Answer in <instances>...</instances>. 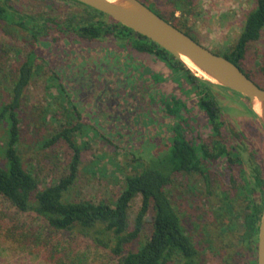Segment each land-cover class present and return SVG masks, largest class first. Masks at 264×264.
I'll return each mask as SVG.
<instances>
[{
    "label": "rangeland",
    "instance_id": "1",
    "mask_svg": "<svg viewBox=\"0 0 264 264\" xmlns=\"http://www.w3.org/2000/svg\"><path fill=\"white\" fill-rule=\"evenodd\" d=\"M2 1L11 6L17 16L20 13L43 15L56 23L70 19V24L77 25L90 19L89 14H94L95 19H104L91 8L73 0ZM145 1L158 10L172 9L168 0ZM196 5V13L186 15L190 25L187 29H194L202 43L215 52L222 53L237 42L246 16L255 8L256 0H197ZM181 12L179 10L178 14ZM56 23L50 25L46 35L37 40L30 31L17 23L0 20V108L3 103L11 99L15 74L21 62L31 52H35L36 55L34 75L20 111L19 151L25 167L37 176L41 187L53 184L67 175L72 160V150L66 142L60 141L52 146L45 144L46 138L59 128L60 122L54 121L50 115L45 117L43 109L51 104L54 109L62 104L68 105V98L73 103L69 104L71 108L76 105L64 85L63 78L70 72L71 61L78 53L80 55L77 58L85 59L89 56L87 52L95 51L99 54V48L102 47L96 44L92 47L85 43L79 44L80 36L75 31H69L71 28L58 26ZM262 64H264V31L261 39L251 45L244 67L251 72H259ZM257 79L263 80L264 76H258ZM61 85L65 88L63 96L58 89ZM229 90L218 93L226 109L224 118L227 126L224 128V137L226 136L231 149L236 148L242 152V159L234 165H221L218 169L212 170L207 184L197 173L181 174L174 175L173 182L168 187L183 224L188 233L198 241L203 264H244L246 258L243 254L246 251L238 241L235 230L236 220L235 223L231 222V218L235 219L236 216L232 214L235 211L245 212L246 207L251 203L250 199L259 202L263 199V195L260 197L254 192L249 193L251 195L244 193L247 181L243 177V170L246 167L248 171L254 172L256 166L261 164L264 167V128L259 116L255 117L248 111L247 105L252 106L251 102L241 93ZM77 108L85 124L78 140L81 144H86V147L82 151L77 180L70 189L68 197L74 200L96 201L115 199L124 187L126 173L141 170L155 160L158 155L156 144L151 143L143 152L134 143L123 140L120 142L95 125L92 112L83 113L81 106ZM155 121V118L147 119L145 126L148 127ZM7 130L8 123L4 120L0 121L1 162L5 160L3 150L8 140ZM227 194L233 204L232 214L227 209ZM141 204V196L135 198L131 204L129 210L131 227L135 224ZM0 210H7L12 214L17 212V209L1 195ZM152 215L153 211H150L140 241L146 240L152 232ZM20 217L29 223H40V219L33 213H21ZM58 236L72 243H78L81 250L88 251L91 259L111 260L108 250L97 247L82 236L63 232L58 233ZM117 260L115 258V264H118ZM0 264L49 263L45 261L42 253L19 252L8 243H1ZM169 264H179V262L174 260Z\"/></svg>",
    "mask_w": 264,
    "mask_h": 264
},
{
    "label": "trees",
    "instance_id": "2",
    "mask_svg": "<svg viewBox=\"0 0 264 264\" xmlns=\"http://www.w3.org/2000/svg\"><path fill=\"white\" fill-rule=\"evenodd\" d=\"M142 1L147 4L145 0ZM168 1L172 5L171 14L168 17L157 10L158 14L168 21H174L175 12L181 10L183 16L180 20L184 22V25H187L186 15L194 14L197 11V0ZM77 2L81 4V2ZM82 4L101 16L110 17L104 12ZM89 15L90 19L95 16L94 14ZM111 19V22L87 19L77 25L70 24V19L63 23H56L43 15L20 13L17 16L11 6L0 0V20L17 23L30 31L37 40L46 35L50 25L55 23L58 26L71 28L69 31H75L85 38H100L105 34L121 32L122 28L142 38V40L134 41L138 49L159 54L163 59L170 61L172 67L186 70L198 81L218 85L195 75L184 62L177 59L157 42L121 22ZM183 31L190 34L187 30ZM263 31L264 0H256L255 8L246 16L243 30L237 42L226 52H217L237 64L262 87H264V79L258 80L257 78L261 75L264 76V64L259 72H251L244 67V63L251 45L261 39ZM35 59V52H31L21 62L15 74L11 99L3 103L0 108V121L4 120L8 123V140L3 150L5 160L0 161V195L17 209L15 214L7 210H0V244L8 243L10 247L19 252L42 253L43 258L49 264H115V258L118 259V264H169L174 260H177L179 264H203L200 248L193 236L187 232L168 187L172 184L173 176L177 172L187 171L203 174L207 172L209 167L205 160H211L221 155H231L232 152L228 150L229 146L218 142L216 152L211 153L207 145L190 143L180 138L171 145L164 155H156L151 164L149 163L134 173H126L124 187L117 198L99 201L74 200L69 198L68 194L77 180L82 151L86 147V144L83 145L78 140L79 134L83 133L85 124L77 105H72L74 108H71L69 104L73 103L68 98L69 106L62 104V106H57L56 111L51 104L43 111L45 117L50 115L54 121L60 122L59 128L46 138L45 144L52 146L64 141L72 150L69 173L55 183L41 187L37 176L25 167L19 151L20 111L24 104L27 88L34 75ZM58 89L63 96L65 88L61 85ZM202 105L211 117L214 129L220 130L224 123L221 119L223 109L217 99L210 95L202 101ZM247 109L253 116L258 117L252 106L247 105ZM59 116L63 117L59 118ZM234 160L236 162L234 158L230 160V165H233ZM243 177L247 181L244 193L251 195L249 193L253 192L255 181L250 179V175L245 170H243ZM252 177L256 179L257 185L263 188V199L261 202L250 199L253 204L245 209L247 230L238 237V241H245L259 232L264 209V167L261 164L254 168ZM138 196L142 197V204L135 224L131 227L129 210L132 202ZM226 198L227 209L231 213L233 204L230 202L228 194ZM150 211H153L152 232L146 240L140 241ZM21 213L35 214L36 218L40 219V223H29L22 220ZM234 215L236 214L233 213L232 216ZM231 222L235 223L234 217L231 218ZM62 232L82 236L92 241L97 247L108 250L111 260L91 259L88 251L81 250L78 243L58 238V233Z\"/></svg>",
    "mask_w": 264,
    "mask_h": 264
},
{
    "label": "flooded vegetation",
    "instance_id": "3",
    "mask_svg": "<svg viewBox=\"0 0 264 264\" xmlns=\"http://www.w3.org/2000/svg\"><path fill=\"white\" fill-rule=\"evenodd\" d=\"M147 5L157 12V7ZM160 12L167 17L171 14L169 9ZM178 12H175L174 21L170 22L187 30L200 41L197 32L187 29L190 25H184L180 20L183 13ZM102 17L106 22L112 21L110 17ZM95 18H92L93 21L101 20ZM120 30L121 32L105 34L100 38H85L79 35V44L85 43L89 47L95 44L102 46L99 48V54L89 51V56L85 59L77 58L80 55L78 53L71 61L70 72L63 78L71 99L77 106L82 107L83 113L92 112L96 126L120 142L123 140L134 143L143 152L148 145L155 143L158 154L164 155L180 138L190 143L207 145L211 153L216 152L218 142L228 146V140L224 137V128L227 126L224 118L226 109L218 93L230 90L220 85L198 81L186 70L172 67L171 62L159 54L138 49L134 41L142 38L125 29ZM210 95L217 99L223 109L221 119L224 123L220 130L214 129L211 117L202 105V101ZM99 118L103 119L97 121ZM151 118L156 121L146 127V120ZM228 150L232 152L231 155L205 160L209 170L204 174L181 171L174 175L197 173L207 184L212 170L221 165H229L233 158L236 162L242 159L240 150L230 147ZM257 150L259 151V148ZM236 162L234 160L233 165ZM244 169L250 179L255 181L254 194L262 196L263 188L257 185L252 171H248L246 167ZM235 213V230L239 237L247 230L245 212ZM259 232L245 241H240L246 251L243 254L246 258L244 264H258ZM196 244L198 245V241Z\"/></svg>",
    "mask_w": 264,
    "mask_h": 264
},
{
    "label": "water",
    "instance_id": "4",
    "mask_svg": "<svg viewBox=\"0 0 264 264\" xmlns=\"http://www.w3.org/2000/svg\"><path fill=\"white\" fill-rule=\"evenodd\" d=\"M106 13L114 20L157 42L184 62L197 76L241 93L251 102L264 127V87L250 78L237 64L186 33L142 0H77ZM189 58L206 76L192 68ZM261 103L260 110L254 103ZM258 264H264V209L259 232Z\"/></svg>",
    "mask_w": 264,
    "mask_h": 264
},
{
    "label": "bare ground",
    "instance_id": "5",
    "mask_svg": "<svg viewBox=\"0 0 264 264\" xmlns=\"http://www.w3.org/2000/svg\"><path fill=\"white\" fill-rule=\"evenodd\" d=\"M112 1H117V0H112ZM184 59L186 60V62H187L192 68L198 70V72H199L201 75L207 77V75H206L204 72H202L201 70L197 69L196 65H195V64H194L189 58L184 57ZM254 107H255L257 110H260V108H261V103L258 102V101H256V102L254 103Z\"/></svg>",
    "mask_w": 264,
    "mask_h": 264
}]
</instances>
